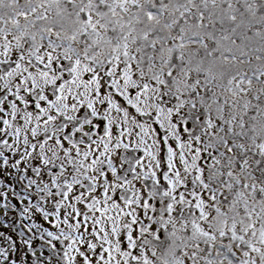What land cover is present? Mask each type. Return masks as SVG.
<instances>
[{
  "label": "snow or ice",
  "instance_id": "snow-or-ice-1",
  "mask_svg": "<svg viewBox=\"0 0 264 264\" xmlns=\"http://www.w3.org/2000/svg\"><path fill=\"white\" fill-rule=\"evenodd\" d=\"M0 264H264V0H0Z\"/></svg>",
  "mask_w": 264,
  "mask_h": 264
}]
</instances>
